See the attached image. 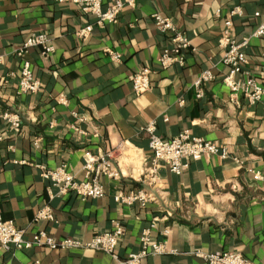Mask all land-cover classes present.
Here are the masks:
<instances>
[{
	"label": "crops",
	"instance_id": "0c3cea01",
	"mask_svg": "<svg viewBox=\"0 0 264 264\" xmlns=\"http://www.w3.org/2000/svg\"><path fill=\"white\" fill-rule=\"evenodd\" d=\"M118 0H102V9ZM236 39L250 36L244 49L247 69L257 74L264 52V38L252 36L264 18V0H134L115 23H97L79 4L55 0H0V207L5 220L12 219L31 238L42 229L54 237L72 236L82 241L112 230L120 221L126 228L118 243L119 259L138 248L144 227L157 219L155 240L170 229V248L177 254L148 256L142 264H207L194 253L201 250L236 251L264 264V101L249 105L241 97L231 102L223 83L228 66L222 63L220 38L230 11ZM220 10V15L217 11ZM172 18L191 47L184 65L164 69L159 55L171 44L159 31L152 15ZM260 12V15H255ZM93 26L86 38L78 31ZM46 33L54 53L41 48L27 54L42 90L19 93L20 59L11 53L30 35ZM107 49L118 52L113 61ZM151 70L152 87L135 93L131 74ZM211 69L216 79L200 86L201 73ZM65 96L66 102H60ZM184 100L181 104L180 101ZM8 110L22 119L14 129L2 117ZM76 113V114H74ZM155 121L165 139L190 129L196 136L226 146L229 156L189 160L180 174L160 169L162 197L159 204L123 206L115 194L142 187L131 178L102 177L105 196L82 199L75 193L52 197L51 182L36 165L50 168L67 164L78 179L84 178L87 153H106L126 141L145 153L149 164V133ZM75 124L79 131L72 128ZM37 143V146L35 145ZM142 170L141 165L136 173ZM51 205L55 221H34L37 212ZM119 264L111 255L96 250L31 247L6 251L0 245V263Z\"/></svg>",
	"mask_w": 264,
	"mask_h": 264
},
{
	"label": "built area",
	"instance_id": "2783aa9c",
	"mask_svg": "<svg viewBox=\"0 0 264 264\" xmlns=\"http://www.w3.org/2000/svg\"><path fill=\"white\" fill-rule=\"evenodd\" d=\"M59 3L72 2L79 4L81 9L87 13H92L97 17V23L104 25L105 22L115 23L118 21L122 8L126 5L133 6L134 0H118L111 4L107 10L102 9V0H55ZM218 10L217 14L220 15ZM242 13L240 6L230 11V17L226 20V26L220 38V45L224 47L222 63L228 66V74L223 78V83L230 90V100L239 104L243 97L249 105H255L264 101V52L262 61L257 74L251 73L247 69V56L244 49L250 43V36L243 37L242 40L233 35L232 17ZM255 15H260L256 12ZM154 24L159 31L169 36L171 44L165 46L159 55V63L166 69L172 64L184 65L186 63L185 55L191 47V41L186 34L178 28L172 18L163 15L160 12H154L152 15ZM93 26L89 25L78 31V35L86 38ZM254 37L264 38V18L253 32ZM40 47L43 55L54 53L55 45L53 40L46 33H37L30 35L20 46L14 47L11 53L20 59V82L18 86L19 93L36 94L42 90L41 79L36 78L32 68V62L27 58V54L33 48ZM0 42V63L3 61L5 53L1 51ZM113 61H120L121 55L118 52L107 49ZM151 70L147 67L141 68L131 74L132 85L135 93L139 94L149 90L152 87ZM216 79V75L211 69H206L196 81L198 96L204 95L200 86ZM60 102L65 103V96H61ZM181 104L184 100L180 101ZM76 114V113H74ZM3 119L7 120L14 129H19L22 125V119L18 113L5 110L2 112ZM146 131L149 133V160L146 163L143 149H139L132 144L124 141L123 144L106 153H87L84 157V178L78 179L75 173L68 169L67 164L50 168L46 164L40 163L36 166L41 169V175L51 182V186L56 189L52 192V197H58L69 193H75L82 199H92L104 197L105 191L102 183V177L122 180L131 178L141 182L142 187L125 188L118 191L114 198L119 204L133 205L139 203L145 206L149 203L159 204L163 200L162 177L160 169L166 166L173 174H180L183 169L189 166V160L200 159L209 156H218L226 159L229 156V150L226 146L218 145L210 139L196 136L190 129H185L173 138L165 139L157 134L155 121L146 125ZM72 128L79 131V128L73 123ZM37 146V143L35 144ZM135 159L141 161L142 170L136 173ZM41 220L55 221V214L51 205L43 206L38 212L34 221ZM157 225V219L149 226L144 227L139 236L138 248L130 252L125 259H119L117 248L118 243L125 235L126 228L120 221H115L112 230L98 233L90 240L82 241L72 236L54 237L48 231L42 229L35 233L31 238H27V231L19 228L12 219L5 220L0 207V245L6 251L25 250L31 247H49L51 249H84L96 250L111 255L119 264H142L145 257L161 256L162 254H177L178 249L170 248L167 237L170 229L165 228L162 231L163 238L155 240L152 233ZM195 254L206 260L207 264H260L247 258L236 251H214L206 253L201 250L194 251ZM2 264V263H0ZM27 264H45L39 260H32Z\"/></svg>",
	"mask_w": 264,
	"mask_h": 264
},
{
	"label": "bare ground",
	"instance_id": "6f19581e",
	"mask_svg": "<svg viewBox=\"0 0 264 264\" xmlns=\"http://www.w3.org/2000/svg\"><path fill=\"white\" fill-rule=\"evenodd\" d=\"M134 161L136 162V169H137L138 166L141 165V161L138 159H135ZM136 169H135V172H136Z\"/></svg>",
	"mask_w": 264,
	"mask_h": 264
}]
</instances>
